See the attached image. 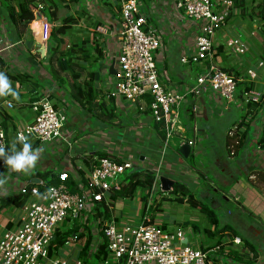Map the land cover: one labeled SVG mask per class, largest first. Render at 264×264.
I'll list each match as a JSON object with an SVG mask.
<instances>
[{
    "label": "crops",
    "instance_id": "obj_1",
    "mask_svg": "<svg viewBox=\"0 0 264 264\" xmlns=\"http://www.w3.org/2000/svg\"><path fill=\"white\" fill-rule=\"evenodd\" d=\"M65 1L63 4H66ZM70 1H72L73 6L69 7L68 5L66 9L61 7L64 10L61 15L63 13L70 14L76 18L77 23L73 25L65 38L68 40L80 39L83 33L87 32L89 35L95 34V38L101 45L103 60L99 61V66L96 64L97 72L94 71L93 78H91L97 92V99L103 102L105 108L113 105L115 109H118V116L122 121L129 117L127 107L133 105V108L137 110L133 113V116L138 117L140 123H135L128 128L131 134L122 129V126H119L115 131L112 128L105 131L106 126H103L102 123L101 126L96 124L93 129H89V125L85 122V119L90 117L89 112L79 106L70 96H67L64 87L52 80L47 69L48 64L43 61L47 52V41H43L41 38L42 29L39 18L34 17L32 21L23 26H14L8 20L6 12L0 7L2 10H0V22L3 26H7V30L4 27V39L8 45V48L0 54V74L6 77L9 86L8 89L0 91V117L9 137L7 148L12 151V154L23 150V144L15 138V131L33 119L31 105L44 94L49 96L56 109L66 114L62 139L47 143L38 142L35 147L29 149V152L37 157L31 167L26 166L24 169L17 170L10 166L5 174H0V181H2L0 182V198L17 193L19 188L29 182L32 184L43 183L41 175H56L64 171L71 175L86 174L92 166L93 158L91 156L93 153L105 151L115 155L119 160L131 159L133 166L137 169L150 170L158 178L165 176L172 180L174 184L176 182L183 183L190 190L192 196L191 201L185 200L182 204L190 205L196 213V208L200 212L203 207L204 209L210 208L216 213V205L220 206L223 203L230 205L233 202L235 209L233 211L225 210L224 217L216 213L217 224L211 223L207 217L205 226L201 225V227L196 225L199 218L194 213L181 215V209L178 210V215L172 218L173 225L166 223L167 218L164 214L160 215L161 212L158 217L153 216L166 229L174 230L175 228L168 227L177 224V229H184L187 241L190 243L189 234H191L193 238L191 244L201 250H210L212 247L220 245L221 248L216 256L221 259L223 264H264V175H257L258 170H262L258 168L257 163H262V166H264V159L261 161L256 157L258 150L263 152L264 150L257 148L253 140L261 126L256 125L255 118H252L255 115L253 113L259 111H256L253 107L256 103L249 102L252 106L249 107L250 109H246L245 101L236 94L233 100L235 102L227 108L223 106L224 111L221 109L223 112L228 113H230L231 108L236 111L240 109L242 112L241 118L244 117L242 123L239 122L241 118L234 120V117H232L228 126L223 130L222 145L226 149L229 144L234 145L235 151L232 156L229 155L227 150V153H225L226 159L215 158L214 164L211 162V164L206 165L207 170L204 168L205 164L202 161L198 164H190L187 161L188 158L185 159L180 156L178 148L171 151V149L164 147L163 141L158 137L155 124H152L154 122L148 109L143 107L145 100L142 103H130L125 107L120 96L111 95L115 89L118 72L116 59L119 54V43L115 34L120 26V9L118 7L120 0H94L93 3L92 0ZM175 3L176 0H137L139 10L148 16V27L157 29L161 37V48L154 53L156 65L160 64V70L158 67L157 69L161 84L167 87L183 88L191 83L195 77L192 78V74L189 73L190 69L186 66L192 67L193 65L182 64L180 57L191 50L197 26L194 22L185 21L183 13L176 10ZM236 10L235 7L234 14L237 13ZM81 13L83 15L79 17L78 15ZM48 22L51 23V29L57 25L56 22ZM34 23L39 25L38 30L33 27ZM226 25L228 24H225L215 33L213 45L216 51L221 44L217 43L220 34L223 33L225 37L222 45H225L227 39L232 38L230 36L226 37L223 32ZM99 28H103L105 33L98 31ZM219 30L221 31L218 32ZM37 42L45 45L44 57H41L38 52ZM248 51L255 54L249 46ZM224 52L226 51L224 50ZM255 55L257 56L256 61L264 60L261 54ZM234 56L236 59L231 61L225 60V57L217 54L216 63L219 67L232 68L234 72L241 73V76L236 77H246V71L252 65L248 61H243L242 56ZM111 66H113L115 72L110 71ZM195 67L198 71L197 74L203 69L202 64H196ZM233 71L231 72L233 73ZM259 73H261V70H259ZM9 75H28V78L12 80ZM103 75L108 76L106 89L101 80ZM69 97L73 103L67 100ZM213 102H222L221 97L209 91L195 102L197 107L196 116H193L191 111L189 112L188 106L181 111L179 119L180 135L195 140L190 159L194 158L192 154H198L201 151V148L195 149L198 146L197 139L207 145H212L210 141L211 134L209 135V131L212 132V130L209 123L214 109ZM74 106L81 107V115L75 111ZM71 107L72 109H70ZM197 120H199L198 123ZM191 122H194V125L190 127ZM251 123L253 129L249 135ZM231 125L235 137L228 134ZM80 131H82V134H79ZM132 133L135 134L134 137L130 136L133 135ZM197 136L200 138H197ZM179 140L180 138L177 136L178 143L176 146L181 144ZM245 141L249 142L248 146H251L252 151L242 152L239 156L241 149L245 148ZM32 143H35V141H30L27 144ZM115 145H119L121 148L113 149L112 146ZM231 159L236 161L230 164ZM208 175L215 176L206 177ZM201 178L205 179V186L209 188L214 187V180L217 183L218 179L224 181L226 187H216L214 191H220L221 195H224V199L222 198V201L217 198L214 199L209 192V188L205 193L197 192L200 183L196 180ZM213 178L214 180L211 181ZM172 187H170V190ZM227 188H230V192H226ZM120 202L122 201L117 202L119 207L122 206ZM9 206L12 207L11 213H15L14 210L18 209V206ZM2 214L0 213V233L6 228V221L11 219L12 216H1ZM232 237H239L241 240L240 245L234 244L231 241ZM227 250L228 254L226 255L225 251L227 252Z\"/></svg>",
    "mask_w": 264,
    "mask_h": 264
},
{
    "label": "built area",
    "instance_id": "obj_2",
    "mask_svg": "<svg viewBox=\"0 0 264 264\" xmlns=\"http://www.w3.org/2000/svg\"><path fill=\"white\" fill-rule=\"evenodd\" d=\"M175 7L197 26L191 50L180 57V62L202 64V71L183 88L162 85L154 56L155 51L161 48L159 32L148 27V16L139 10L137 0H120V26L115 34L119 43L118 72L111 95L120 96L127 103L145 100L143 107L148 109L153 122L162 124L164 147H168L170 138L179 133L180 143L193 148L195 140L180 135L181 111L188 106L196 116L195 102L209 91L219 95L227 108L237 94V83L244 81L262 86L260 90L254 88L244 93L245 103L264 102V60L256 61L244 78L224 72L217 65L213 40L216 31L234 13V0H176ZM41 8L38 4L33 14L41 21L42 40L47 41L51 23L42 15ZM97 30L105 33L103 28ZM4 34V26L0 22V54L8 48ZM223 48L237 56L248 52L247 43L239 37L227 39ZM146 98H150L149 103ZM31 110L33 119L15 131L19 143H47L62 139L66 114L54 107L48 95L44 94L33 102ZM2 122L0 117V149L4 152L9 137ZM133 167L131 159L118 162L101 158L82 175L84 178L71 175L76 191H70L66 183L70 174L65 171L57 174L56 185L41 183V187L33 185L30 188L23 185L18 191L29 197L6 221L10 227L0 233V264H87L77 257L80 249L76 245L77 233H88L85 224L91 227L88 258L98 254L104 244L102 256L103 253L106 256L101 259L102 264H223L216 256L220 245L201 250L187 241L182 229L164 228L148 212L151 201L146 210L127 218L116 220L113 215L108 219L95 217L94 210L102 206L101 202L109 211L114 208L115 201L110 199V194L119 189L120 178ZM155 181V188L162 191L157 175ZM88 217H92L90 223H87ZM75 224L78 232L56 248L53 243L55 233L65 225L73 229ZM231 241L237 245L241 243L239 237H232ZM225 253L227 255L228 250Z\"/></svg>",
    "mask_w": 264,
    "mask_h": 264
},
{
    "label": "trees",
    "instance_id": "obj_3",
    "mask_svg": "<svg viewBox=\"0 0 264 264\" xmlns=\"http://www.w3.org/2000/svg\"><path fill=\"white\" fill-rule=\"evenodd\" d=\"M251 1V0H250ZM64 1L62 0H0V5L2 6L3 10L6 12L8 20L14 26L16 25H26L30 21L33 20L34 14L33 11L37 7L38 4L42 6L41 12L50 22H56V26L51 29L49 37L47 39V52L43 61L47 62V69L49 74L56 82V84L62 86L66 90L67 96H70L74 101L78 103L79 106L85 108L86 111H101L100 113H96L98 117H102L103 114H108V121H111L113 117H116V110L113 105L104 106L103 102L97 99V92L94 89L92 79L94 75V71L97 72L95 69V65L97 62L100 61L102 58V50L101 45L98 40L95 38V34L89 35V33H83V36L76 40H68L65 37L67 36L68 32L72 29L73 25L76 24V18L72 15L59 12L61 7L66 8V5L63 4ZM245 0H234L235 7H241L243 13H245V8L243 7ZM120 9V4L118 5ZM255 14L258 19L262 23V29L260 30L261 35L263 36L264 41V0L259 1L254 5ZM233 13L229 15V18L232 16ZM83 13L79 14L78 16L81 17ZM228 18V19H229ZM250 49H252L250 47ZM217 54L222 57L224 56L223 45L220 44L217 47ZM221 70L227 72L229 74H233L235 76H241V73L237 71H233L232 68L228 67H220ZM233 71V73L231 72ZM86 73V75H85ZM10 79H26L28 75H9ZM21 82V80H20ZM259 86L251 83V82H239L237 83V94L240 98H243L244 93L250 91L251 89H259ZM244 100V99H243ZM146 101L149 103L150 98H146ZM246 109L251 107V103L245 104ZM253 107L257 110H261L264 108V102L256 103ZM250 109V108H249ZM190 112V107H188ZM252 118H255L256 112L253 113ZM118 116V115H117ZM104 120L103 118H100ZM244 117L240 119V123H242ZM262 121V120H261ZM264 121V119H263ZM111 124V123H110ZM113 124V123H112ZM155 129L157 130L158 137L160 140H164L165 133L162 129L161 123H155ZM262 124V123H261ZM262 131L260 132L259 137H257L255 141V146L259 149L264 150V125L262 126ZM22 149L25 144L22 143ZM38 144V141L35 143L30 144V149L35 147ZM179 146H176L178 148ZM5 154L11 155L12 151L6 148L4 151ZM181 156V155H180ZM92 166L98 164L99 159L101 158H109L120 162L115 155L103 152V151H96L91 156ZM91 166V167H92ZM10 166L6 163L5 157L0 155V174H5L8 171ZM90 167V168H91ZM89 168V169H90ZM257 175H264V171L258 170ZM83 175V174H82ZM82 175L81 178H84ZM43 178V183L45 186L48 185H56L58 183L57 174L55 175H41ZM155 173L150 170H141L137 169L135 166L132 169L126 171L123 176L119 180V189L113 190L110 194V199L112 201H126L132 202L135 205L139 201L140 205L142 204L143 207H147L148 201L151 200L150 205L148 206V212L153 215L154 209L163 204L164 201H177V202H184L185 200L191 201V192L190 190L181 182H176L172 189L169 191L173 193L172 196H166L158 199L159 193L161 192L160 189L155 188ZM158 182V181H157ZM70 191H76V184L74 180L71 178V174L68 176L66 181ZM33 185L40 186L39 184H32L27 183V188H30ZM41 187V186H40ZM177 195V196H176ZM29 197L28 194H22L21 192H17L15 194L2 197L0 198V212L9 205L14 206H21L23 202ZM157 200H159L157 202ZM137 201V202H136ZM100 207H97L94 210L95 217H103V219H108L111 215L114 216L116 220L120 218L122 215V209L112 208L111 211L101 202ZM102 209V210H101ZM145 209V208H144ZM157 209V208H156ZM202 211L206 212L207 217L209 218L210 222L213 224H217V215L212 209H204ZM92 217L87 218V223H90ZM6 228L10 227V223L6 224ZM84 227L87 229V234H83L82 232H78L76 224L73 229L67 228L66 230L57 231L54 237V246L56 248L61 247L64 245L69 236L73 233H77L76 236V245L80 249L77 253V257L82 259L87 264H96L92 262V259L96 261H101L106 256V253H103V246H100V251L98 254H93L90 258H88V251L90 249L89 242L91 240V227L89 224H85ZM87 237L84 241V237ZM72 244V243H71ZM232 254V253H231ZM233 255V254H232Z\"/></svg>",
    "mask_w": 264,
    "mask_h": 264
},
{
    "label": "rangeland",
    "instance_id": "obj_4",
    "mask_svg": "<svg viewBox=\"0 0 264 264\" xmlns=\"http://www.w3.org/2000/svg\"><path fill=\"white\" fill-rule=\"evenodd\" d=\"M62 1H65V0H62ZM259 1H261V0H251V1L250 0H245L244 6H243L246 9L245 13H243V11H242L240 6L236 7V9H237L236 12L237 13L236 14L233 13L232 16L229 18V20L226 23L228 25H226L224 27L225 29H224L223 32L225 33L226 37L227 36H230V37L235 36V37H239L244 42L247 41L246 42L247 45L253 49L255 54H258V55L261 54L262 57L264 58V41H263V36L261 35V32H260V30L262 29L263 26H262L261 21L256 16L255 9H254V5L256 3H258ZM93 2H94V0H92V3ZM65 3H66L65 4L66 8L68 7V5H69V7L71 5L73 6L72 1H70V0H66ZM0 7L2 8L1 5H0ZM63 8H65L64 5H63ZM63 11L64 10L61 9L60 13H62ZM184 19H185V21H188L189 23H192V20L188 19L186 16H184ZM6 27H5V29L7 30ZM220 31L221 30H219L218 32H220ZM218 38L219 39H217V43L223 44V42H224L223 38L225 39V37L223 36V33H222V35L220 34V37H218ZM255 54L251 53V51H248L245 55L242 56V60L243 61H248L252 66H254V65H256V60H257L256 59L257 56ZM224 56L226 58L225 60L233 61L234 59H236L234 55H232L230 53H227V52H224ZM101 60H103V57L100 59V61ZM98 63H100V62H97V65H98ZM186 66H187V68L190 69L189 73L192 74V78H194L195 75L198 73V71L196 70L195 65H193L192 67L189 66V65H186ZM96 67L97 66L95 65V69H96ZM157 67L160 70V64H158ZM85 75H86V73H85ZM101 80H102L103 84L105 85V89H106V83H107L106 80H108V76H104L103 75L101 77ZM258 86H260V88H262L261 85H258ZM69 98H67V100H70L72 102V99L71 98L69 99ZM123 101H124L125 107H127L128 104H130V103H127L124 99H123ZM221 101L222 102H220V103L213 102V104H214L213 108L215 110L214 109L212 110L213 111L212 112V116H211L212 119L210 118V123H209V125L211 126V130H212V132L209 131V135L211 134L210 135V141H211L212 145H207L206 143H203L201 140L197 139L198 146H196L195 149L201 148V151L198 154L197 153L192 154V156L194 155V158H192V159L188 158L187 159V161H189L190 164H196V163L198 164L200 161H202L205 164L204 168L206 170H207L206 165L207 164H211V162L214 164L215 158H220V159H223V160L226 159L225 153H227V150H228L230 156H232L233 152L235 151V148H233V146H234L233 144H229L227 149L222 145V142H223V138H222L223 130H224V128H226L228 126L229 120L232 117H234V120H239V118L242 117V112H241L240 109L238 111H236L234 108H231L230 113L223 112L224 110L222 108L225 105V101L222 98H221ZM234 102H232V104ZM69 104L71 105V103H69ZM109 104H111V103H109ZM230 104L228 105V107L230 106ZM74 107L76 108L75 111H77L81 115L82 114V109H80L81 107H78V106H74ZM232 107H233V105H232ZM70 109H72V107ZM127 109L129 110L128 111L129 117L125 118V121H122V120L119 119V116H117L119 114V111H118V109H115L116 110L115 111L116 112V117H113L111 121H108V114L105 113V114L102 115V117H98L97 114L100 113L101 111H96V112L92 111V112H89L90 117L89 118L87 117V119H85V122H87V124L89 125L88 126L89 129H93L96 126V124L101 126V123H102L103 126H106L105 131H108L110 128H112L113 131H115V130H117V128H119V126H122L121 128L129 133L128 128L132 127L133 124H135V123H140L139 122L140 119L138 117L133 116V113L137 112V110L133 108V105H129L127 107ZM66 112H67V109H66ZM100 118H103L104 120H101ZM182 119H183V117H182ZM263 119H264V108L256 112V116H255V120L254 121L256 122V125H262L263 126L264 125ZM121 121H122V123H120ZM198 121L199 120H197V123H198ZM112 123H114V124H112ZM152 124H154V123H152ZM193 125H194V122H191L190 123V127L193 126ZM252 125L253 124L251 123V126H250V131L251 132H249V135L252 133V129H253ZM109 126H111V127H109ZM232 128H233V126L231 125V127H230L231 130H229L228 134L231 137H235L234 136V129H232ZM260 128H259V131L255 134L256 137L255 138L253 137L254 142L256 141L257 137H259L260 132L262 131V127L261 126H260ZM141 130H142V128H141ZM79 134H82V131H80ZM129 134H131V133H129ZM130 136L134 137L135 134L130 135ZM198 136H197V138H200ZM226 136H227V133H226ZM235 140H233V141H235ZM177 143H178L177 135L174 134L170 138L169 145H168L167 148L171 149V151H175ZM245 143H246L247 146L245 145V148L241 149V151L239 153V156H241L242 152H247V151L250 152V151H252L251 146H248L249 142L245 141ZM112 147H113V149L114 148H121L119 145H117V146L115 145V146H112ZM256 157H258L262 161L264 159V152L261 151V150H258L257 154H256ZM235 161H233V159H231L230 160V164L234 163ZM257 166H258V168L262 169V171H264V166H262V163H257ZM217 170H215V171H217ZM214 176L215 175H208L206 177H214ZM213 180H214V178L211 181H213ZM196 181L198 183H200V185H198L197 192L205 193V191L209 188V187L205 186V179L201 178V179H197ZM213 183H214V187H212V188L210 187L209 188L210 189L209 192L211 193V196L214 199L217 198L220 201H222V198L224 199V195H221L220 191H216V192H214V191H215L216 187L225 188L226 187V186H224L225 183H224V181H220L219 179H218V183L215 182V180H214ZM226 192H230V188H227ZM172 195H173V193H171L169 191H161L159 193L158 199L161 200V198H164L166 196H172ZM159 200H157V202ZM231 200L234 201L233 199H231ZM119 201H121V200H117V202H119ZM150 201L151 200H149L148 202H150ZM117 202L115 203V207H116L115 209L116 210H117V208H119V209L121 208L122 209V215H120L121 219L133 216V214H135V213H141V210L144 211V210L147 209L146 207L142 208V204L140 205L139 201L138 202L136 201L137 202L136 205L134 203H132L131 201L130 202L122 201V202H120L122 204L121 207L117 206ZM233 206H235L233 202H231L230 205H227V204L223 203L220 206L216 205L215 206V210H216V213L218 215H220L221 217H224V215L226 214L225 210L229 209L230 211H233L235 209ZM156 208L154 209L153 215L158 217L159 213L161 212L160 215L164 214V216L168 219V220L166 219V223H168L169 225H173L174 224V223H172V220H173L172 218H175L178 215L177 212H178L179 209H181V213H180L181 215H185L186 213H194L199 218L198 219L199 222L196 223L197 226H200V227H201V225L205 226L206 221H207L206 212L205 213H203L202 211L198 212L199 209L196 208L197 209V213H196V212H194L195 209L191 208L190 205H185V204L183 205L182 203L177 202L175 200H173V201H164L163 205H159ZM11 210H12V207H10V206L6 207L5 209H3L0 212V213H3L1 216L13 215V213H11ZM69 227L70 226L65 225V226L62 227V230H66ZM176 227H177V224L174 225L173 227L170 226L168 228H172V229L175 228L174 230H176L177 229ZM182 230L184 231V229H182ZM189 238H190V244H191V241L193 242V238H192L191 234H189ZM206 238L210 239L208 237H206ZM92 262L96 263V264H102V263H100L101 261H96L95 259L94 260L92 259Z\"/></svg>",
    "mask_w": 264,
    "mask_h": 264
},
{
    "label": "clouds",
    "instance_id": "obj_5",
    "mask_svg": "<svg viewBox=\"0 0 264 264\" xmlns=\"http://www.w3.org/2000/svg\"><path fill=\"white\" fill-rule=\"evenodd\" d=\"M8 87L9 86L6 77H4L3 74H0V91L8 89ZM29 149L30 145L25 144L22 151L16 152L11 155L5 154L3 152V149H0V155H3L5 157V161L9 166L14 169L20 170L24 169L26 166L31 167L37 159L35 154L29 152Z\"/></svg>",
    "mask_w": 264,
    "mask_h": 264
},
{
    "label": "water",
    "instance_id": "obj_6",
    "mask_svg": "<svg viewBox=\"0 0 264 264\" xmlns=\"http://www.w3.org/2000/svg\"><path fill=\"white\" fill-rule=\"evenodd\" d=\"M37 46H38L39 54L41 55V57H44L45 45L37 42ZM111 70L114 71L113 66L110 67V71ZM191 150H192V148L187 143H183L178 147V153L185 159L190 158ZM159 183H160V188L162 191H169L170 187H172L174 184V182L172 180L168 179L165 176L159 177Z\"/></svg>",
    "mask_w": 264,
    "mask_h": 264
},
{
    "label": "bare ground",
    "instance_id": "obj_7",
    "mask_svg": "<svg viewBox=\"0 0 264 264\" xmlns=\"http://www.w3.org/2000/svg\"><path fill=\"white\" fill-rule=\"evenodd\" d=\"M33 25H34L33 27H35V30L39 29V25L37 23H34Z\"/></svg>",
    "mask_w": 264,
    "mask_h": 264
}]
</instances>
